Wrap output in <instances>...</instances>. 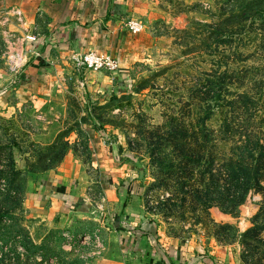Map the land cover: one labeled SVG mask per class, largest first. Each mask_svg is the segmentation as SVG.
Returning <instances> with one entry per match:
<instances>
[{
	"label": "rangeland",
	"instance_id": "1",
	"mask_svg": "<svg viewBox=\"0 0 264 264\" xmlns=\"http://www.w3.org/2000/svg\"><path fill=\"white\" fill-rule=\"evenodd\" d=\"M132 5L142 28L107 55L115 70L33 73L21 27L0 24V264L102 255L98 231L38 200L67 156L89 167L103 133L163 236L264 264V0Z\"/></svg>",
	"mask_w": 264,
	"mask_h": 264
},
{
	"label": "crops",
	"instance_id": "2",
	"mask_svg": "<svg viewBox=\"0 0 264 264\" xmlns=\"http://www.w3.org/2000/svg\"><path fill=\"white\" fill-rule=\"evenodd\" d=\"M133 3L0 0V24L21 27L19 37L30 46L26 56L34 59L33 73L73 74L74 67L80 68L76 59L91 52L121 55L122 42L129 36L124 25L132 16ZM95 137L89 167L83 170L80 159L67 156L43 185L46 195L38 200L42 206L46 201L49 211L62 217L67 227L81 222L89 228L79 227V231L101 234L105 247L93 264H246L205 240L183 242L163 236L157 215L143 212L137 197L128 191L134 193L138 181L130 173L129 162L121 161L120 150L104 133ZM96 187L101 197L94 196Z\"/></svg>",
	"mask_w": 264,
	"mask_h": 264
},
{
	"label": "built area",
	"instance_id": "3",
	"mask_svg": "<svg viewBox=\"0 0 264 264\" xmlns=\"http://www.w3.org/2000/svg\"><path fill=\"white\" fill-rule=\"evenodd\" d=\"M126 28L127 31L133 34L140 32L142 27L139 22L129 20ZM76 62L79 67L94 68L96 70L104 66L110 70H115L118 66L111 56H100L92 52L76 59Z\"/></svg>",
	"mask_w": 264,
	"mask_h": 264
},
{
	"label": "trees",
	"instance_id": "4",
	"mask_svg": "<svg viewBox=\"0 0 264 264\" xmlns=\"http://www.w3.org/2000/svg\"><path fill=\"white\" fill-rule=\"evenodd\" d=\"M260 183H261V181H260V179H259V185H260ZM244 186V185H243Z\"/></svg>",
	"mask_w": 264,
	"mask_h": 264
}]
</instances>
